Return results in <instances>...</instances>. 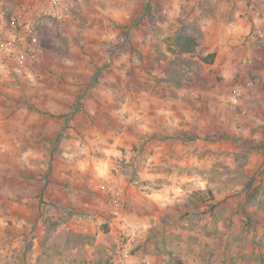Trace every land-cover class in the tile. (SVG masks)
I'll return each instance as SVG.
<instances>
[{
	"label": "rangeland",
	"instance_id": "rangeland-1",
	"mask_svg": "<svg viewBox=\"0 0 264 264\" xmlns=\"http://www.w3.org/2000/svg\"><path fill=\"white\" fill-rule=\"evenodd\" d=\"M0 2L40 45L0 72V264H264V49L215 66L224 0Z\"/></svg>",
	"mask_w": 264,
	"mask_h": 264
},
{
	"label": "built area",
	"instance_id": "built-area-1",
	"mask_svg": "<svg viewBox=\"0 0 264 264\" xmlns=\"http://www.w3.org/2000/svg\"><path fill=\"white\" fill-rule=\"evenodd\" d=\"M73 1L43 0L39 9L42 14L61 20L69 12ZM251 37L257 46L264 45V35L260 29H254ZM39 52L36 22L30 12L25 8L11 9L0 2V72L8 76L30 78ZM248 61H250L249 58L241 60L242 63ZM250 85L251 82L248 83V86ZM244 88L245 86L242 84L235 85L233 88L234 97H239ZM109 188L108 192L112 195V187ZM115 264H134V261L116 258Z\"/></svg>",
	"mask_w": 264,
	"mask_h": 264
},
{
	"label": "crops",
	"instance_id": "crops-1",
	"mask_svg": "<svg viewBox=\"0 0 264 264\" xmlns=\"http://www.w3.org/2000/svg\"><path fill=\"white\" fill-rule=\"evenodd\" d=\"M226 4V20L218 17V25L215 29H211L210 38L212 39L210 44V50L216 52L215 66L223 69L220 64V55L229 47L236 46L247 50V47L254 49V47L263 48V46H257L256 42L252 40L250 35V29L254 23V29H260L264 35V7H260L262 10V16L258 14V8L252 9V0H224ZM248 4L250 8H248ZM220 21V22H219ZM253 30V29H252ZM228 48V49H227ZM129 222L133 223L132 220Z\"/></svg>",
	"mask_w": 264,
	"mask_h": 264
},
{
	"label": "trees",
	"instance_id": "trees-1",
	"mask_svg": "<svg viewBox=\"0 0 264 264\" xmlns=\"http://www.w3.org/2000/svg\"><path fill=\"white\" fill-rule=\"evenodd\" d=\"M186 38V40H187V43H192L193 45H195L196 43H195V40L194 39H192L191 37H188V36H186L185 37ZM186 43V44H187ZM185 51V50H184ZM186 51H188V50H186ZM175 264H185L182 260H180V259H176V261H175Z\"/></svg>",
	"mask_w": 264,
	"mask_h": 264
}]
</instances>
